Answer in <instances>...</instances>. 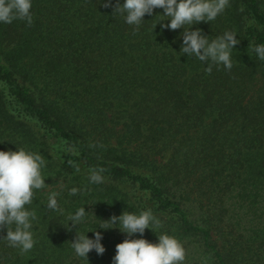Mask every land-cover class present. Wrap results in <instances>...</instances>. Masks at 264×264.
Here are the masks:
<instances>
[{
	"label": "trees",
	"instance_id": "1",
	"mask_svg": "<svg viewBox=\"0 0 264 264\" xmlns=\"http://www.w3.org/2000/svg\"><path fill=\"white\" fill-rule=\"evenodd\" d=\"M31 11L30 26L0 23V149L39 152L46 186L27 206L35 246L9 247L0 227V264H112L126 234L100 220L144 209L161 221L158 235L183 243L184 264H264V61L252 51L264 44V0H231L216 20L193 25L209 39L237 33L233 67L211 73L179 52L183 29L161 28L165 20L152 30L162 9L138 29L102 0H33ZM27 119L66 143L60 161ZM98 167L105 182L90 184ZM61 184L63 214L47 208ZM83 204L97 218L60 225ZM95 228L106 250L87 262L71 241Z\"/></svg>",
	"mask_w": 264,
	"mask_h": 264
},
{
	"label": "clouds",
	"instance_id": "2",
	"mask_svg": "<svg viewBox=\"0 0 264 264\" xmlns=\"http://www.w3.org/2000/svg\"><path fill=\"white\" fill-rule=\"evenodd\" d=\"M231 0H102L104 7H111L112 13L123 16L124 22L138 29L145 15L151 16L154 9H162V14H157L152 30L158 21L161 28L168 30L183 29L181 55L195 57L208 66L206 72L211 73L213 66L223 65L227 70L233 67L232 51L239 43L237 33L226 30L223 34L209 39V35L193 25L200 22H212L222 15L230 6ZM33 0H0V23L11 24L15 20L24 21L27 25L33 22ZM255 56L264 61V44H257L252 48ZM46 167V161L39 152L23 147L12 149H0V227L6 228V235L2 236L9 247L19 249L22 253L30 252L35 246L33 224L37 220V214L30 209L33 203L35 191L46 186L45 176L42 170ZM79 172V168H75ZM105 169L103 167L90 170L88 181L90 184H103L105 182ZM64 190L49 194L47 208L63 214L58 197ZM81 189L71 187L68 194L77 195ZM86 204V203H85ZM78 207L75 212L67 215L65 228H78L87 221L88 213L84 205ZM90 205V204H89ZM93 217H96L91 212ZM97 218V217H96ZM100 229L118 227L126 234L125 239L115 246V255L112 264H184L186 249L183 243L175 236L167 232L157 234L162 227L161 221L154 215L151 209H144L138 213L123 211L119 215H112L107 220H100ZM71 222V225H69ZM77 228V229H78ZM146 229H151L158 236L156 242L144 238ZM92 231L93 237L86 233ZM139 234V238H135ZM103 234L96 228L88 229L81 234L76 231V237L71 241V247L76 256L87 260L90 252L103 255L105 247L102 244ZM88 262V260H87Z\"/></svg>",
	"mask_w": 264,
	"mask_h": 264
},
{
	"label": "rangeland",
	"instance_id": "3",
	"mask_svg": "<svg viewBox=\"0 0 264 264\" xmlns=\"http://www.w3.org/2000/svg\"><path fill=\"white\" fill-rule=\"evenodd\" d=\"M27 122L30 124L31 128L37 129L38 135L46 145V150L48 154H51V159L55 161H60V159L63 157V154L68 152L69 148L66 143L54 133L48 132L44 129L42 130L35 121L27 119ZM46 189L50 190L53 189V187L48 186Z\"/></svg>",
	"mask_w": 264,
	"mask_h": 264
}]
</instances>
